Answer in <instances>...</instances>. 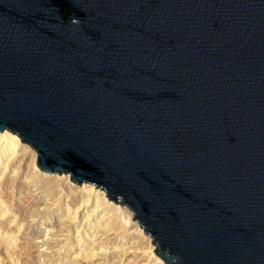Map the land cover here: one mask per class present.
<instances>
[{"label":"water","instance_id":"95a60500","mask_svg":"<svg viewBox=\"0 0 264 264\" xmlns=\"http://www.w3.org/2000/svg\"><path fill=\"white\" fill-rule=\"evenodd\" d=\"M6 131L165 264H264V0H0Z\"/></svg>","mask_w":264,"mask_h":264},{"label":"rangeland","instance_id":"374dc122","mask_svg":"<svg viewBox=\"0 0 264 264\" xmlns=\"http://www.w3.org/2000/svg\"><path fill=\"white\" fill-rule=\"evenodd\" d=\"M36 162L32 147L0 133V264H165L128 207Z\"/></svg>","mask_w":264,"mask_h":264},{"label":"bare ground","instance_id":"6f19581e","mask_svg":"<svg viewBox=\"0 0 264 264\" xmlns=\"http://www.w3.org/2000/svg\"><path fill=\"white\" fill-rule=\"evenodd\" d=\"M6 135H8V133L3 134L2 136H6ZM8 136H9V135H8Z\"/></svg>","mask_w":264,"mask_h":264}]
</instances>
